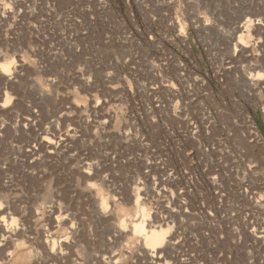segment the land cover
Wrapping results in <instances>:
<instances>
[{
  "label": "rangeland",
  "instance_id": "374dc122",
  "mask_svg": "<svg viewBox=\"0 0 264 264\" xmlns=\"http://www.w3.org/2000/svg\"><path fill=\"white\" fill-rule=\"evenodd\" d=\"M247 1L0 0V69L16 70L0 74V204L74 208L93 235L71 249L83 257L102 249L90 184L124 197L120 219L136 197L169 221L166 264H264V28L241 37H259L251 56L231 46ZM44 127L59 151L27 156Z\"/></svg>",
  "mask_w": 264,
  "mask_h": 264
},
{
  "label": "bare ground",
  "instance_id": "6f19581e",
  "mask_svg": "<svg viewBox=\"0 0 264 264\" xmlns=\"http://www.w3.org/2000/svg\"><path fill=\"white\" fill-rule=\"evenodd\" d=\"M233 10L238 13L240 7H234ZM262 28H264V0H248L240 17L232 22L231 33L237 34V37L231 40L232 55L248 57L254 54V47L260 44L259 37L250 43L242 42L241 37L244 34L249 35L250 30L260 31ZM0 74L9 82L16 75L15 67L13 66L12 71H9L8 64H2ZM245 78L247 85L251 89L254 88L257 78L252 77L251 74ZM260 81L264 83V78H260ZM15 130L13 129V132ZM49 131V128L44 127L37 132L32 144L26 145L27 156L32 157L37 153L38 148L48 155L59 151L63 141L55 138L54 135L47 136ZM82 167L84 177L91 179L90 165L84 163ZM110 189L115 188L112 186ZM129 191L126 192V202H130L133 198ZM80 195L88 197L89 219L100 233L101 253L85 250L82 257L71 252L74 246L90 247L93 235L89 230L90 227H87L88 230L84 228V221L74 208L68 207L69 205L42 206L40 204L26 208L23 205L5 202L3 205L0 204V264L10 261H14L15 264H120L119 256L127 255L126 253L132 254L133 261L130 263L136 264L137 242L140 244L141 253L145 255L149 263L164 264L165 261L166 264L168 262L165 260V253L171 248L170 237L173 231L168 220L147 212L136 197L134 203L135 206L137 203V208L134 210L137 218L125 220L120 219L117 211L122 198L124 199L123 196L122 198L111 196L105 202L102 196L100 197L99 191H92L90 184L80 191ZM14 214L17 216V222L13 217ZM32 222L34 235L29 232Z\"/></svg>",
  "mask_w": 264,
  "mask_h": 264
}]
</instances>
